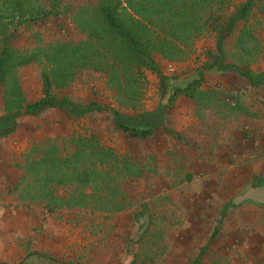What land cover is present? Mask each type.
Masks as SVG:
<instances>
[{"label": "trees", "instance_id": "16d2710c", "mask_svg": "<svg viewBox=\"0 0 264 264\" xmlns=\"http://www.w3.org/2000/svg\"><path fill=\"white\" fill-rule=\"evenodd\" d=\"M58 16L71 23L76 39L61 34L51 38L45 32L44 25ZM260 23H264V0H0V138L16 130L19 117L38 116L49 109L61 111L68 120L91 109L118 116L116 109L94 101L82 103L59 95L80 71L102 73L116 105L140 115L146 72L156 77L159 96L167 95L166 107L179 93L195 97L200 71L176 85L161 72L156 58L183 61L195 40L204 35L213 36V47L205 50L213 63L224 58L228 42L234 40L230 54L234 61L227 67L249 79L247 63L252 55L242 44ZM19 31L27 34L29 46L12 43ZM31 65L37 70L40 89L34 100H28L20 86L23 70ZM114 126L140 140L154 133L151 125L115 120ZM17 170L9 193L23 206H39L45 212L62 208L122 211L127 205L122 183L130 175L142 174V167L128 155L117 157L92 136L73 131L31 145ZM215 235L214 230L208 241ZM204 250L201 247L188 264H199Z\"/></svg>", "mask_w": 264, "mask_h": 264}, {"label": "rangeland", "instance_id": "374dc122", "mask_svg": "<svg viewBox=\"0 0 264 264\" xmlns=\"http://www.w3.org/2000/svg\"><path fill=\"white\" fill-rule=\"evenodd\" d=\"M44 26L51 38L60 34L68 39L77 38L71 23L63 16L52 18ZM252 34L242 45L252 55L247 66L254 68L259 62L261 51H264V26L257 25ZM26 35L24 31L17 32L12 43L19 47L29 46ZM234 42H228V52L215 63L205 53L206 49L213 47L212 34L197 38L192 52L183 61L156 59L161 72L172 77L171 82L176 85L197 75L198 70L202 80L212 79L221 85L226 78L231 80L239 76L234 70L225 68L234 61L230 57ZM167 63H171L172 71L166 68ZM146 78L145 97L138 112H142L146 100L152 97L162 101L156 77L146 72ZM104 80L102 73L80 71L59 95L65 94L82 103L94 101L103 107L116 109L118 116H112L108 111L91 109L78 119L68 120L61 111H43L40 113L42 116L51 111L55 113L54 118L42 123L47 130L39 132L40 138L34 134L29 147L45 138L64 134L63 131L51 134V131L62 127L63 122H68V130L92 136L99 145L110 148L117 157L128 155L136 166L142 167V174L130 175V180L122 183L120 190L126 198V208L115 213L64 208L44 212L39 206H23L11 195L13 206L18 207L23 218L18 230L0 231V239L4 240L0 241L1 253L4 252V256L0 254V264H188L203 246L205 250L199 264H264L258 261L259 257H256L254 249L251 250L252 247L239 245L236 238L219 240L218 231L222 220L220 209L223 205H215L211 195L203 197L188 192V195L181 196L177 193L180 183L174 179L177 171L175 153L173 149H161L159 143L162 139L158 131L140 140L114 126L115 120L128 125L134 122L135 125L145 126V114L118 107L114 93L106 88ZM20 86L28 100L39 97L37 70L34 66L23 70ZM221 90L225 91L223 87ZM165 159L171 161L168 169L171 173L166 177ZM165 189H172L173 192L166 193ZM214 230L216 235L208 241ZM29 253L33 255L29 256Z\"/></svg>", "mask_w": 264, "mask_h": 264}, {"label": "crops", "instance_id": "0c3cea01", "mask_svg": "<svg viewBox=\"0 0 264 264\" xmlns=\"http://www.w3.org/2000/svg\"><path fill=\"white\" fill-rule=\"evenodd\" d=\"M239 27L240 24L236 28ZM258 61L254 68L247 66L249 79L235 70L238 78H226L222 86L212 79H201L195 97L179 93L169 107L167 95L160 102L152 97L141 111L145 125L160 133L161 149L174 150V179L180 183L177 193L211 195L215 205H223L219 240L236 238L239 245L252 247L258 261L264 263V51ZM225 68L233 70L227 65ZM48 112L51 114L35 118L19 117L16 130L0 138V231L18 230L23 218L18 207L13 206L9 191L17 178L19 156L29 148L34 134L41 137L38 134L45 129L43 124L48 118H54L55 113ZM68 127L69 123L63 122L51 134L63 131L60 136L68 135L72 132ZM170 163L165 159V177L171 173ZM3 253L0 247L2 256Z\"/></svg>", "mask_w": 264, "mask_h": 264}, {"label": "built area", "instance_id": "2783aa9c", "mask_svg": "<svg viewBox=\"0 0 264 264\" xmlns=\"http://www.w3.org/2000/svg\"><path fill=\"white\" fill-rule=\"evenodd\" d=\"M172 65H171V63H167L166 64V68L168 69V70H170V71H172ZM226 101L231 105V106H233L234 105V103H233V101L231 100V99H226Z\"/></svg>", "mask_w": 264, "mask_h": 264}]
</instances>
